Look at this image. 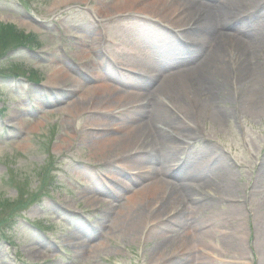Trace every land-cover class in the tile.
Wrapping results in <instances>:
<instances>
[{
    "label": "rangeland",
    "instance_id": "obj_1",
    "mask_svg": "<svg viewBox=\"0 0 264 264\" xmlns=\"http://www.w3.org/2000/svg\"><path fill=\"white\" fill-rule=\"evenodd\" d=\"M28 1L0 0V29L15 25L21 32L38 34L41 44L12 51L0 61L33 68L39 79L35 84L24 77L0 79V221L12 210L4 206L6 200L13 202L19 192L36 189L52 154L58 160V185L21 212L11 241L0 240V264H263L264 178L258 176L264 167V81L258 71H264V1L241 11L243 17L251 16L245 28L228 31L258 58L248 60L244 74L215 80L210 78V62L201 66L192 57H180L179 51L171 56L153 52L156 43L149 28L167 22L145 14L143 3L95 21L98 7L114 6L115 0ZM213 4L206 1L204 9L211 11ZM89 23L100 30L95 47L106 48L107 58L121 66L126 63L121 57L127 56L120 51L129 56L148 41L142 60L163 72L161 81L181 79L182 96L170 101L158 93L154 102L152 91L140 116L96 107L100 88L130 93L143 82L131 75L106 78V56L102 62L95 55L90 62L84 60L79 47L91 46L85 38ZM0 40V45L8 41L4 36ZM56 71L69 76L64 87ZM151 80H144L147 89L140 93L156 87ZM86 97L91 100L85 107L68 108ZM156 101L166 103L167 116L181 127L178 150L185 164L160 173L156 180L161 185L153 189L151 180L137 179L130 165L124 166L141 153L123 151L121 161H109L105 150L98 151L93 143L97 134L90 133L125 136L133 124L150 122ZM15 115L26 121L21 124ZM151 155L155 161L144 157L149 169L163 160L161 146H153ZM158 167L155 176L162 170ZM222 172L230 191L212 183H220ZM235 198L243 202L235 203ZM235 237L242 245L239 253L228 247Z\"/></svg>",
    "mask_w": 264,
    "mask_h": 264
},
{
    "label": "bare ground",
    "instance_id": "obj_2",
    "mask_svg": "<svg viewBox=\"0 0 264 264\" xmlns=\"http://www.w3.org/2000/svg\"><path fill=\"white\" fill-rule=\"evenodd\" d=\"M59 3L64 2H73L75 0H56ZM197 1L199 0H115L114 6L111 4H103V7H98L99 11H101L99 18H104L111 16L115 14L116 12H126L130 11L132 9H135V7L138 5L140 6L142 3L144 4L142 7H146L148 10L144 12L145 14L150 15L156 14L153 17H160L166 22L181 25L183 27H191L192 25L203 26L204 24L210 25L212 29L216 30L225 28V21L233 20L228 18H236L238 16L239 11L242 9L248 8L253 6L254 8L258 7L260 3H262L264 0H237V3H232L229 0L226 2V5L220 4L216 6V8L212 11V14H207V10L204 9V4L206 1L202 2L200 5ZM230 3L235 5L234 7L228 6ZM137 4V5H136ZM136 5V6H135ZM117 7L118 10H113ZM149 11V12H147ZM151 12V13H150ZM210 12V11H208ZM211 13V12H210ZM159 20V19H157ZM243 23L240 22V25ZM86 29V40L87 38H90L91 40V46L89 47V50L85 49L84 46H80V51H82V57L86 62L91 61V55L98 56L101 59V62L103 60V55L101 56L102 51L98 50V47H95V44L98 43L99 37H100V30L98 25L95 23H89L87 26H85ZM176 35V34H174ZM214 40L217 41L215 46L210 45V49L206 55H203L200 57L199 65L203 66L205 63L210 62V73H213L212 76H210L211 80H215L217 76L228 77L229 73H241L244 74L247 70V64L248 60L251 57H257L258 53L256 54H249L248 50L242 46V44L234 39H232V36L226 33L216 34L214 37ZM176 41V40H171ZM177 42V41H176ZM209 42V41H208ZM263 42V39L261 40V43ZM203 43L206 45V42L203 41ZM221 45V46H220ZM144 46H142L143 48ZM220 47V49H219ZM198 52L194 56H198L201 54L204 49L199 45ZM257 50H259V46H256ZM91 50V52H90ZM124 51V50H123ZM125 52V51H124ZM186 52V51H185ZM97 53V54H96ZM193 53V54H194ZM186 55V53H182ZM127 57H121L125 60V67L128 66L130 68L127 69H133L137 70L141 65L145 64L146 60L143 61L142 57L148 55L147 53H143V50L140 48L139 51L133 50L132 53L128 56L125 52L124 54ZM120 55V56H124ZM134 56V57H133ZM131 60V61H130ZM129 61V62H128ZM249 65V64H248ZM123 67L117 66L114 62L108 61L106 64V78L110 80H115L113 75L125 77L130 76V74L127 73H118ZM258 75L261 79L264 81V71L259 70ZM57 75L55 76L57 80L60 82L59 84H63L65 82L69 81L68 75H63L59 71L57 72ZM116 73V74H115ZM122 74V75H120ZM140 79L142 77L145 78V76H138ZM143 83H137L136 85L138 88L136 90L131 91L130 93H123L115 88L104 86L100 88L98 96L100 97L98 100H94V105L96 104L98 108H104V109H111L115 111H126L130 113L132 116H140V114L144 113V100H148L149 95L148 93H151L153 91L154 95V102H155V95L159 93L160 98H165L170 101H175L179 99L183 91V84L181 82V79H174V80H162L161 82L156 83V87L152 88L149 87L148 92L146 93H140V90L147 89L146 83L143 79H141ZM136 81V80H134ZM137 82V81H136ZM94 89V88H93ZM105 93V94H103ZM91 100L90 97H86L82 100H75L72 102L68 108H71L73 106L80 108L85 107L86 103H88ZM143 101V102H142ZM135 102L139 103V107H135ZM85 103V104H84ZM147 109V107H146ZM69 110V109H68ZM84 110V108H82ZM166 110V103L161 102L154 104L152 106V109L150 110V115H152V118L150 122L147 125H144L143 123H137L133 124L131 131L122 137L118 138H112L107 133H101L97 132H91L90 134H97L98 140H95L93 143L96 144L98 151L105 150V154L107 155V160H120V158H123V153L125 152H135V153H141L142 155L136 159L129 158V163L127 162L124 166L130 165L131 169L134 171V174H136L137 179L139 180H151L152 182L149 183L151 188L157 189L161 185V180H156L158 178L160 173L167 172L171 168H183L185 164V158L180 157V150H178L180 146V136L179 132L181 131V127L177 122H174V120H171L165 112ZM71 110H69L70 112ZM13 118L19 119L21 124H23V120L26 121L21 115L20 116H13ZM100 126H104L102 128H115L109 125H103L100 124ZM167 127H170V131H167ZM22 126H19L18 129H21ZM160 145L163 152V160H156L157 165L159 166V170L157 175L155 176V171L157 165L153 169H149L152 166H147L146 162L144 161V157L150 158L152 161H155V157L151 155L153 146ZM101 146V147H100ZM164 147V149H163ZM125 151V152H123ZM101 153H98L100 155ZM175 157L173 160L167 161V159ZM174 161L176 164L173 165L169 162ZM121 163V162H120ZM159 163V164H158ZM154 171V173H153ZM154 176V177H153ZM211 179V178H210ZM215 179H212V183L217 186V189L230 191L232 188L229 186V178L227 179V176L224 172H222L220 176V183L217 185L214 183ZM101 182V181H100ZM210 180L208 181V183ZM187 189V188H186ZM190 191H193V189H189ZM187 194L189 196V192L187 190ZM136 197V196H135ZM134 197V198H135ZM204 205V204H203ZM164 206V205H162ZM205 206V205H204ZM232 208V207H231ZM233 209V208H232ZM237 211L239 210L237 207L235 208ZM235 215V213H234ZM238 237H235V239H231L230 244L228 247H233L234 251H238V253L242 250L241 242L237 240ZM241 249V250H240ZM240 250V251H239Z\"/></svg>",
    "mask_w": 264,
    "mask_h": 264
},
{
    "label": "trees",
    "instance_id": "obj_3",
    "mask_svg": "<svg viewBox=\"0 0 264 264\" xmlns=\"http://www.w3.org/2000/svg\"><path fill=\"white\" fill-rule=\"evenodd\" d=\"M3 36L6 37L8 40V41H2L3 45H6V47L14 46L16 44L26 43L27 41L28 42L31 41V39L34 40V38L28 37L23 32L17 30L15 26L7 27V31L3 32L2 37Z\"/></svg>",
    "mask_w": 264,
    "mask_h": 264
}]
</instances>
